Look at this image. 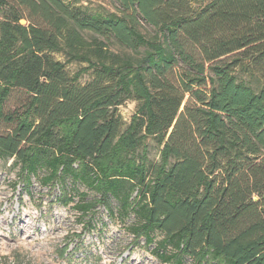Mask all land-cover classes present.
<instances>
[{
	"label": "trees",
	"instance_id": "obj_1",
	"mask_svg": "<svg viewBox=\"0 0 264 264\" xmlns=\"http://www.w3.org/2000/svg\"><path fill=\"white\" fill-rule=\"evenodd\" d=\"M116 1L127 13L0 0V158L26 188L42 172L63 206L75 199L67 181L95 193L76 194L81 215L132 214L130 234L160 262L264 264V0ZM110 40L143 54H114ZM53 53L87 67L70 76ZM14 91L26 99L5 112ZM130 100L123 129L118 108Z\"/></svg>",
	"mask_w": 264,
	"mask_h": 264
},
{
	"label": "rangeland",
	"instance_id": "obj_2",
	"mask_svg": "<svg viewBox=\"0 0 264 264\" xmlns=\"http://www.w3.org/2000/svg\"><path fill=\"white\" fill-rule=\"evenodd\" d=\"M77 7L89 13L101 15L127 13L116 0H72ZM192 9L203 7L212 0H187ZM200 5V6H199ZM139 31L145 37H153L156 29L139 21ZM106 48L119 56L140 58L142 49L132 52L115 40L104 41ZM55 61L64 64L72 76L87 67L85 63L67 61L61 53L51 54ZM92 71L82 73L81 84L91 79ZM238 80L258 90L263 81L248 73L237 74ZM26 96L14 91L6 103L5 112L12 111L24 103ZM135 102L130 100L118 108L124 124H128L134 113ZM3 126L2 131H7ZM160 147L155 141L147 142V157L151 164L159 162ZM42 172L32 177L29 187H24L19 167L13 159L0 158V264H165L153 255L154 245L145 246L142 240L135 241L129 232L133 215L125 219L109 217L106 210L98 206L92 212L81 215L75 207L79 201L76 194H84L85 200L96 197L95 193L81 186L73 187L67 181L69 194H75L73 203L60 204L58 187L50 190L41 182ZM113 207L117 208L115 202ZM190 260H186L189 264Z\"/></svg>",
	"mask_w": 264,
	"mask_h": 264
},
{
	"label": "water",
	"instance_id": "obj_3",
	"mask_svg": "<svg viewBox=\"0 0 264 264\" xmlns=\"http://www.w3.org/2000/svg\"><path fill=\"white\" fill-rule=\"evenodd\" d=\"M20 24H22V25H23V24H24V21H20Z\"/></svg>",
	"mask_w": 264,
	"mask_h": 264
}]
</instances>
